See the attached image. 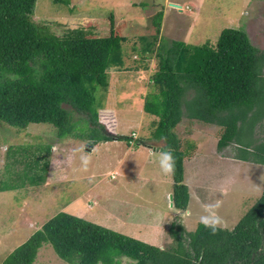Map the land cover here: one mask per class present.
<instances>
[{
  "label": "rangeland",
  "instance_id": "rangeland-1",
  "mask_svg": "<svg viewBox=\"0 0 264 264\" xmlns=\"http://www.w3.org/2000/svg\"><path fill=\"white\" fill-rule=\"evenodd\" d=\"M156 12L161 17L154 36ZM32 19L51 24L53 31L82 27L91 36L105 35L112 21L119 43L107 58L106 91L91 76L84 78L96 122L129 142H90L83 122L73 127V137L61 138L47 123L16 130L0 122V259L59 211L160 248L173 243L171 222L191 231L206 204L219 201L222 228L232 227L259 196L264 165L236 158L245 153L235 142L217 149V125L184 117L175 125L181 149L192 144L182 159L188 193L184 210L169 202L172 180L160 168V143L133 144L151 138L162 109L157 45L170 40L212 45L222 28L231 27L244 30L264 51V0H35ZM262 99L258 117L237 130L238 140L250 147L264 138ZM129 263L127 258L119 262ZM34 264L65 263L45 244Z\"/></svg>",
  "mask_w": 264,
  "mask_h": 264
},
{
  "label": "trees",
  "instance_id": "trees-1",
  "mask_svg": "<svg viewBox=\"0 0 264 264\" xmlns=\"http://www.w3.org/2000/svg\"><path fill=\"white\" fill-rule=\"evenodd\" d=\"M34 3L0 0V122L16 130L29 123H47L57 138L73 137V127L83 122L90 142H129L128 136L107 132L96 122L84 78L91 76L106 91L107 58L119 43L112 21L103 36H91L82 27L53 31L51 24L33 21ZM160 17V12L152 17L154 36ZM154 50L155 76L163 87L162 109L151 138L133 145L151 141L160 143L157 149L161 151L173 150L171 203L174 209L184 210L188 193L182 182V159L192 144L181 149L175 125L182 117L217 125V149L235 142L245 153L236 158L264 165V138L250 147L237 136L238 127L260 114L264 51L250 43L244 30L231 27L222 28L212 45L170 40ZM168 231L173 243L160 248L59 211L12 248L0 264H34L38 249L45 244L65 264H119L121 258L129 259V264H264V183L232 227L218 228L212 234L199 222L191 231L171 222Z\"/></svg>",
  "mask_w": 264,
  "mask_h": 264
},
{
  "label": "clouds",
  "instance_id": "clouds-1",
  "mask_svg": "<svg viewBox=\"0 0 264 264\" xmlns=\"http://www.w3.org/2000/svg\"><path fill=\"white\" fill-rule=\"evenodd\" d=\"M160 168L165 175H174L176 160L172 149H166L160 154ZM87 164V160L84 161ZM220 202L217 201L215 204L203 205L204 214L199 216V224L204 228L209 229L212 234H215L218 228L224 226L222 218L218 215V208Z\"/></svg>",
  "mask_w": 264,
  "mask_h": 264
},
{
  "label": "water",
  "instance_id": "water-1",
  "mask_svg": "<svg viewBox=\"0 0 264 264\" xmlns=\"http://www.w3.org/2000/svg\"><path fill=\"white\" fill-rule=\"evenodd\" d=\"M170 5H171V6H177V5H175V4H171V3H170ZM159 150H160V149H159ZM168 198H169V202H170V204H171V201H170V200H171V195H169Z\"/></svg>",
  "mask_w": 264,
  "mask_h": 264
},
{
  "label": "crops",
  "instance_id": "crops-1",
  "mask_svg": "<svg viewBox=\"0 0 264 264\" xmlns=\"http://www.w3.org/2000/svg\"><path fill=\"white\" fill-rule=\"evenodd\" d=\"M158 149H159V148H158ZM22 216H24V215H22ZM6 254H7V253H6ZM6 254H5V255H6ZM5 255H4V256H5ZM2 259H3V258H1L0 261H1Z\"/></svg>",
  "mask_w": 264,
  "mask_h": 264
},
{
  "label": "built area",
  "instance_id": "built-area-1",
  "mask_svg": "<svg viewBox=\"0 0 264 264\" xmlns=\"http://www.w3.org/2000/svg\"><path fill=\"white\" fill-rule=\"evenodd\" d=\"M111 177H112V175H111Z\"/></svg>",
  "mask_w": 264,
  "mask_h": 264
}]
</instances>
